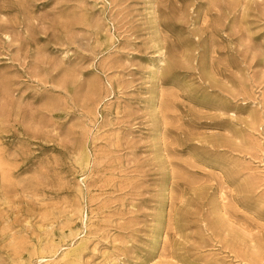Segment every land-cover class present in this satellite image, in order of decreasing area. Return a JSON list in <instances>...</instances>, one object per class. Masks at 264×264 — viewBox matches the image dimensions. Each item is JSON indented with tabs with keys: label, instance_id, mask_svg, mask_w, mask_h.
Here are the masks:
<instances>
[{
	"label": "rangeland",
	"instance_id": "rangeland-1",
	"mask_svg": "<svg viewBox=\"0 0 264 264\" xmlns=\"http://www.w3.org/2000/svg\"><path fill=\"white\" fill-rule=\"evenodd\" d=\"M0 264H264V0H0Z\"/></svg>",
	"mask_w": 264,
	"mask_h": 264
}]
</instances>
